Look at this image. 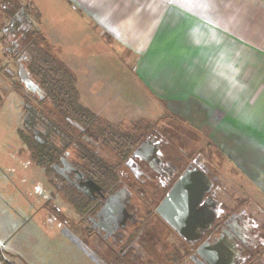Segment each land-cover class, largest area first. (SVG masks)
I'll use <instances>...</instances> for the list:
<instances>
[{
    "label": "rangeland",
    "instance_id": "rangeland-1",
    "mask_svg": "<svg viewBox=\"0 0 264 264\" xmlns=\"http://www.w3.org/2000/svg\"><path fill=\"white\" fill-rule=\"evenodd\" d=\"M32 1L0 0V17L11 9H25L30 16L33 32L40 34L34 38L37 44L44 46L47 57L53 59L57 67L64 66L77 87L79 104L94 114V119L88 124L69 121L75 130L73 133L66 129L65 133L74 137L81 134L84 142L95 139L104 145L102 149L98 148L99 153L96 154L86 151L82 142L76 141L78 148H66L70 152L69 158L88 169L91 164L81 157L80 151L89 152V155H98L99 163L113 171L116 160L123 157L120 144L124 143L125 138L133 136L140 141L149 130L156 129L172 139L177 147H183L193 155H204L211 161L220 176L219 198L228 204L219 220H223L227 212L244 209L249 217L251 234L258 232L264 219L260 213L252 214L248 207L252 198L247 196L246 182L232 180L234 170L229 161L223 158L221 150L214 147L211 131L182 115L169 113L163 101L154 100L145 87L134 80L131 74L133 58L128 53L123 55L113 41H102L103 45L109 46V50L104 52L98 49L101 39H87L88 33L84 31L87 22L80 16L75 19L70 14H64L63 8L54 5L55 0H34V4ZM38 9L44 12L45 20L49 23L46 31L40 26ZM54 32L60 34L61 39L55 37ZM91 48L98 49L99 53L92 52ZM13 99L0 109V159L7 156L6 165L14 169L13 180L0 170V264H126L124 260L111 255L101 240L95 247L94 242L87 237L85 214L76 208L77 205L83 208L85 200L83 203L77 201L69 193L61 192L50 184L37 164H18L13 151L21 142L17 130L21 124V108ZM53 104L47 102L46 109L55 111ZM112 137L115 141L111 140ZM59 141L61 138L56 140ZM124 170L126 175L133 173L127 167ZM131 180H135L132 175ZM130 187L134 192V200L142 206L147 230L156 222L154 215L149 212L159 203L163 194L151 184L144 192L139 191L136 181ZM257 200L260 201V197ZM42 203L53 213L47 215L43 208L39 210ZM255 223L258 225H253ZM171 238L169 250L157 247L163 262L153 264H193L185 256L187 248L183 241L176 235ZM256 238L260 240L261 234ZM135 264L147 263L136 261Z\"/></svg>",
    "mask_w": 264,
    "mask_h": 264
},
{
    "label": "crops",
    "instance_id": "crops-1",
    "mask_svg": "<svg viewBox=\"0 0 264 264\" xmlns=\"http://www.w3.org/2000/svg\"><path fill=\"white\" fill-rule=\"evenodd\" d=\"M54 3L88 23L87 39H101L98 49L109 50L107 40L128 53L134 80L169 113L211 131L232 180L246 182L249 209L264 219V0ZM38 12L46 31L49 23ZM260 231L255 257L264 263V220Z\"/></svg>",
    "mask_w": 264,
    "mask_h": 264
},
{
    "label": "flooded vegetation",
    "instance_id": "flooded-vegetation-1",
    "mask_svg": "<svg viewBox=\"0 0 264 264\" xmlns=\"http://www.w3.org/2000/svg\"><path fill=\"white\" fill-rule=\"evenodd\" d=\"M36 32H33L30 16L25 9H11L8 14L0 17V109L12 98L17 101L18 107L21 108L19 115L21 124L17 129L21 142L13 154L18 159V164L20 162L28 165L31 162L37 164L50 184L61 192L69 193L77 201L83 203L85 200L86 213L82 214H85V222L88 224L86 235L94 242L95 247H98L96 243L101 240L111 255L124 260L126 264H135L136 261L153 264L157 261L163 262V257L157 253V247L169 250L172 244L171 237L176 235L187 248L185 256L195 264V259L200 258L197 249L204 241L213 242L221 238L222 234L228 237L227 231H231L234 234L232 244L240 253L235 264H264L255 257L261 242L256 236L258 234L262 236L261 229L258 230L259 233L251 234L249 217L244 209L227 212L228 215L219 220V216L226 212L228 204L219 198L220 176L204 155H193L183 147H177L172 139L158 130H149L127 158L116 160L113 170L116 178L111 185L95 180L85 167L69 158L70 152L66 148H78V144L76 137L72 135H69L70 143L56 142L57 139L60 140V135L56 133L60 130L61 118L67 117V114L55 104L53 100L55 98L46 90L44 74L47 55L44 46L37 44L34 39L37 35L40 36ZM47 102H53L57 111L47 110ZM66 129L73 133L75 130L72 124ZM145 140H149L147 148L140 156L132 158L133 152ZM81 144L84 149L96 154L104 146L101 141L95 139H89ZM83 153L80 151V154ZM7 162V156L0 159V170L13 180L14 169L8 167ZM126 167L133 172L130 173L135 180L132 181L131 175L125 174ZM187 168L202 170L213 180L211 190L205 199L211 209L213 204V210L216 212L215 221L212 228L196 243H190L181 237L157 212V207L167 192ZM79 173L83 174V178H79ZM85 177L91 178L101 186V192L92 191L85 183ZM135 181L141 192L146 191L145 188L151 184L163 194L159 203L149 212L150 215H154L156 222L147 230L142 206L134 200V192L130 187ZM79 185H82L87 193L83 192ZM111 195H114L115 202L122 204L124 208L116 210V215L109 216V221L106 217L102 219L98 217V212ZM42 208L47 215L53 213L46 209L45 203H42L39 210Z\"/></svg>",
    "mask_w": 264,
    "mask_h": 264
},
{
    "label": "water",
    "instance_id": "water-1",
    "mask_svg": "<svg viewBox=\"0 0 264 264\" xmlns=\"http://www.w3.org/2000/svg\"><path fill=\"white\" fill-rule=\"evenodd\" d=\"M148 145L149 140L143 141L133 152L132 158L140 156ZM79 178H83V174L79 173ZM85 183L92 191L102 190L101 186L89 177H85ZM212 184L213 180L204 171L187 168L157 207V212L163 219L190 243L199 242L215 221L216 212L213 210V204L211 209L205 199ZM79 188L87 193L82 185H79ZM115 199L114 195L107 199L99 210L98 217L107 219L116 215V210L124 208L122 204L115 202ZM108 220L110 221L109 218ZM227 234L228 237L222 234L221 238L213 242L204 241L197 249L200 258L195 259V264H235L240 253L231 241L234 234L231 231H227Z\"/></svg>",
    "mask_w": 264,
    "mask_h": 264
},
{
    "label": "trees",
    "instance_id": "trees-1",
    "mask_svg": "<svg viewBox=\"0 0 264 264\" xmlns=\"http://www.w3.org/2000/svg\"><path fill=\"white\" fill-rule=\"evenodd\" d=\"M45 61L47 65L44 74L45 79H43L46 85V90L49 95L55 98L53 99L55 104L67 114V117L61 118V127L58 132L56 131V134L60 135L62 142L70 143L71 138H69V135L65 134V129L70 127L69 121L75 120L79 124H88L94 119V114L89 109L79 104L77 100V87L73 78H69L67 74L68 71L64 68V66L57 67L54 60L49 57H46ZM111 140L115 141V138L112 137ZM76 141L84 142L83 138H81V134L76 137ZM138 143L139 141L133 136L125 138L124 143L120 144L121 155L127 158L129 153ZM89 152L91 153V151ZM89 152L81 154V157L87 160L86 162L91 164V166L87 169L88 174L100 183H109V185H111L114 178H116L115 172L106 165L99 163L97 160V158H99L97 157L98 155H89ZM83 205V208L78 205L76 207L81 213H86V204Z\"/></svg>",
    "mask_w": 264,
    "mask_h": 264
}]
</instances>
